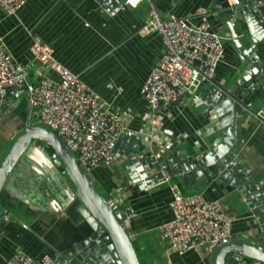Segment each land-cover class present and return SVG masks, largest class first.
Segmentation results:
<instances>
[{"label": "crops", "instance_id": "0c3cea01", "mask_svg": "<svg viewBox=\"0 0 264 264\" xmlns=\"http://www.w3.org/2000/svg\"><path fill=\"white\" fill-rule=\"evenodd\" d=\"M149 1L162 18L175 15L189 17L192 23L209 22L224 46L214 81L229 91L239 79L242 66L230 40L231 32L220 17L218 0H142L134 8L110 10L99 0H25L16 14L6 15L0 10V40L16 61L31 66L28 84L8 92L0 116V139L13 138L27 125L38 122L35 108L27 101L28 85L34 82L33 71L39 66L33 60L30 45L38 38L51 49L56 61L78 75L113 111L123 115L137 134L136 144L119 145L120 157L114 163L93 168L87 175L108 201L128 204L130 215L123 221L140 263L211 264L215 250L209 252L200 246L179 254L170 248L162 230L172 217L169 186L144 190L126 175L128 155L143 148L141 141L155 145L162 160H166L162 155L169 152L174 157L194 159L207 151L205 127L210 114L201 103L207 99V86L198 89V100L186 94L167 109L153 112L141 95L146 77L164 50L160 36L144 29L150 18ZM260 1L264 4V0ZM200 9L207 12L202 15ZM233 28L240 36L245 33L243 26ZM253 51L262 71L259 80L253 77L246 95L250 106H235L232 126L236 161L264 192V124L253 115L257 110L264 111V41L258 42ZM49 74L55 77L50 70ZM151 112L158 118L157 132L162 136L157 141L151 134ZM5 113L8 117L4 118ZM34 144L28 151L30 159L16 165L0 191L5 206L12 212L0 228V264L18 249L35 259L61 260L75 252L87 233L77 215L71 219L62 211L63 197L57 189L58 175L48 159L49 148ZM206 169L211 171L210 166L204 165L203 176L187 183L179 175H173L172 180L183 193H201L207 200L221 204L232 218L231 240L257 236L264 221L258 215L260 211H250L241 200V189L220 179L217 173L207 174ZM231 175L235 181L244 178L235 172Z\"/></svg>", "mask_w": 264, "mask_h": 264}, {"label": "built area", "instance_id": "2783aa9c", "mask_svg": "<svg viewBox=\"0 0 264 264\" xmlns=\"http://www.w3.org/2000/svg\"><path fill=\"white\" fill-rule=\"evenodd\" d=\"M25 0H0V10L13 15ZM142 0H114L113 7H136ZM232 7L240 0H225ZM150 4V18L144 29L157 33L164 46L163 53L152 67L142 87L141 95L148 108L153 111L165 110L189 94L198 100L197 91L207 86L212 94L201 100L204 106L218 103L228 93L214 81V73L222 60L224 46L222 38L212 30L207 21L192 23L191 18L170 15L162 18L153 4ZM261 4V1H258ZM200 9V14H205ZM216 13V12H215ZM33 60L39 63L33 75L35 80L28 85L27 101L35 108L38 122L55 132L65 143L78 165L85 171L114 163L120 157L119 145L131 143L137 134L130 128L127 119L113 111L98 93L88 87L82 79L56 61L51 49L36 38L30 45ZM30 64L16 61L0 40V116L10 89L18 91L28 84ZM49 70L55 74L52 77ZM253 84H250V87ZM264 94V83L262 84ZM149 113L152 132L157 139L158 118ZM264 124V111L254 114ZM142 147L152 158V168L141 177L135 172L136 181L130 180L144 190L167 184L171 192L169 207L172 217L162 225V230L171 249L179 254L200 246L213 252L232 238V218L222 209L218 201L207 200L201 193H183L176 184H170L173 175H183L169 166V159L162 160L155 145L141 141ZM139 157H142L141 155ZM231 175V172H227ZM242 192V190H241ZM250 211H264V203L257 206L255 201L242 195ZM118 201H109L115 206ZM264 230V221L262 223ZM78 251L61 260L43 257L35 259L23 250L14 251L3 264H72ZM82 264H87L86 262ZM247 264H264L250 260Z\"/></svg>", "mask_w": 264, "mask_h": 264}, {"label": "water", "instance_id": "95a60500", "mask_svg": "<svg viewBox=\"0 0 264 264\" xmlns=\"http://www.w3.org/2000/svg\"><path fill=\"white\" fill-rule=\"evenodd\" d=\"M99 1L108 10L114 4V0ZM240 1L241 4L232 7L228 6L225 0L217 1L222 9L220 17L231 32L230 40L238 52L242 69L239 79L227 91L229 96L222 97L218 103H208L210 121L205 127V137L211 138V141L206 142L207 151L194 159H187L186 156L174 157L170 152L162 156L169 159L170 167L176 164V171L183 172L180 178L185 183L203 176L204 165L210 166L211 171L205 170L207 174L217 173L220 179L235 185L242 190L243 196L253 199L257 206H261L264 203V192L259 191L252 175L246 173V169H242L236 161L237 146L232 123L237 104L250 106L246 95L249 93L253 77L259 80V73L262 71L258 55L253 49L258 42L264 41V4L259 5V0ZM234 25L243 26L245 33L240 36L234 30ZM211 94L212 90L208 88L207 98ZM39 135L45 140L41 145L49 148L48 159L53 166L52 170L58 175L57 189L63 197L62 211L71 219L77 215L86 227L87 233L76 245L75 251H78V254L72 264H141L134 241L123 221L130 215L128 204L117 202L118 204L111 206L108 199L99 193L87 172L78 165L62 139L48 127L33 123L24 127L16 139L15 136L7 140L0 139V191L16 165L30 159L28 151L35 145L36 141L33 139ZM130 141L136 144L135 137L130 138ZM140 155L142 157H139ZM151 162L152 158L145 147L129 154L125 162L127 177L136 181V171L141 177H146L144 173L152 168ZM228 171L243 175V180L235 181V176L228 175ZM11 214L0 196V228ZM258 215L264 217V211H260ZM212 258L211 264H247L253 259L264 262V230L257 236L230 240L218 247Z\"/></svg>", "mask_w": 264, "mask_h": 264}, {"label": "rangeland", "instance_id": "374dc122", "mask_svg": "<svg viewBox=\"0 0 264 264\" xmlns=\"http://www.w3.org/2000/svg\"><path fill=\"white\" fill-rule=\"evenodd\" d=\"M203 110V108H201L200 107V111H202ZM4 118L5 117H8V114L7 113H5L4 115ZM36 124H38V125H40V126H44L41 122H36ZM21 133V131H19L18 133H16L14 136V139H16V137L19 135ZM34 141H36L38 144H41V143H44V138L42 137V136H37V137H35L34 139H33ZM206 141L207 142H210L211 141V138H208V139H206ZM175 182H174V180H172L171 179V181H170V184H174ZM97 189H98V191H99V193L100 194H102L103 195V191H102V189L98 186V184H96V186H95Z\"/></svg>", "mask_w": 264, "mask_h": 264}]
</instances>
